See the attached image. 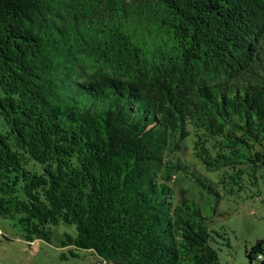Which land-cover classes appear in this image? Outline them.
<instances>
[{
    "label": "trees",
    "instance_id": "16d2710c",
    "mask_svg": "<svg viewBox=\"0 0 264 264\" xmlns=\"http://www.w3.org/2000/svg\"><path fill=\"white\" fill-rule=\"evenodd\" d=\"M261 169L264 0H0V218L26 242L217 264L208 215Z\"/></svg>",
    "mask_w": 264,
    "mask_h": 264
},
{
    "label": "rangeland",
    "instance_id": "374dc122",
    "mask_svg": "<svg viewBox=\"0 0 264 264\" xmlns=\"http://www.w3.org/2000/svg\"><path fill=\"white\" fill-rule=\"evenodd\" d=\"M221 195L214 213L208 215L217 264H248L246 252L257 242L263 241L264 250V169L257 173L256 182L245 180L239 192L225 195L221 191ZM51 230L49 242H26L13 221L0 218V264H103L91 252L62 247L64 233L74 236L73 227L59 225Z\"/></svg>",
    "mask_w": 264,
    "mask_h": 264
}]
</instances>
